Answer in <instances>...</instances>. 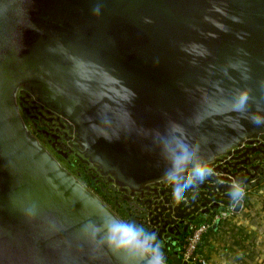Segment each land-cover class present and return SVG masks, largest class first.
<instances>
[{"label": "water", "instance_id": "95a60500", "mask_svg": "<svg viewBox=\"0 0 264 264\" xmlns=\"http://www.w3.org/2000/svg\"><path fill=\"white\" fill-rule=\"evenodd\" d=\"M30 80L48 87L103 173L130 195L146 190L129 206L162 248L230 205L234 182L264 181L258 146H241L264 139L250 120L264 117V0H0V264H124L104 244L120 219L19 116L16 91ZM241 90L243 113L231 110ZM173 137L212 169L179 203L165 176Z\"/></svg>", "mask_w": 264, "mask_h": 264}, {"label": "crops", "instance_id": "0c3cea01", "mask_svg": "<svg viewBox=\"0 0 264 264\" xmlns=\"http://www.w3.org/2000/svg\"><path fill=\"white\" fill-rule=\"evenodd\" d=\"M216 214L220 219L203 233L196 250L198 257L206 264H264V181L245 189L241 202L221 205ZM199 220L196 222H203ZM163 249L166 264H183L177 244L168 242Z\"/></svg>", "mask_w": 264, "mask_h": 264}, {"label": "clouds", "instance_id": "9594fccd", "mask_svg": "<svg viewBox=\"0 0 264 264\" xmlns=\"http://www.w3.org/2000/svg\"><path fill=\"white\" fill-rule=\"evenodd\" d=\"M98 11V9L94 10ZM249 103V93L247 90H241L235 96L232 102L231 110L243 113L247 110ZM251 122L256 125H264V117L253 115ZM176 125L174 130H179ZM176 144V150L171 153V168L165 173L166 179L172 185L173 198L179 203L184 199L182 193L193 187L195 181L203 183L211 174L212 169L205 162H194L195 151L190 150L189 146L177 137H173ZM198 150V145L196 146ZM165 150H169V145L165 144ZM191 165L190 173L182 177L180 174L188 172V166ZM230 195L233 202H241L245 195V190L238 182H234ZM112 216V215H110ZM98 231V229L96 230ZM96 232H93V239ZM156 240L155 233L148 234L143 228H138L127 221L118 220L115 217L107 225V231L104 237V244L113 252L114 255L122 258L124 264H129L130 257H136L140 260H147V264H165L164 253L157 244L153 246Z\"/></svg>", "mask_w": 264, "mask_h": 264}, {"label": "rangeland", "instance_id": "374dc122", "mask_svg": "<svg viewBox=\"0 0 264 264\" xmlns=\"http://www.w3.org/2000/svg\"><path fill=\"white\" fill-rule=\"evenodd\" d=\"M15 99H16L17 109L19 110L20 115L23 118L24 124L29 129V131L30 130L33 132L36 131L34 129L35 127H37L35 122H37L38 120L33 115L34 114L33 108L30 107V104H34V103L37 104V102L34 101L35 99L34 94L30 92V89L27 85H21L18 87L16 91ZM72 128L74 132H76L74 129L75 128L74 124H72ZM63 130L65 132L68 131L67 128H64ZM74 132L68 134L74 138L76 137ZM47 140H48L47 142L49 143L50 140L49 139ZM66 141L68 142L69 138L64 140V142ZM45 146L48 148V150H51L50 146L47 145L46 143ZM70 150L71 151L67 152L66 154V159L70 162V164H68L67 161L61 155H57L55 151L53 152L57 156V158L60 159V161L69 169V171L73 173L77 178H79L84 184H86L88 188L91 189L94 192V194H96L97 197L101 199L104 202V204L107 205L109 209H111L112 212L120 220L132 223L138 228H143L146 233L150 234L148 230L141 224L140 220L132 215L133 213L131 211L132 209L127 210L123 205L125 201L129 200L128 199L130 196L129 189H127L124 186L118 185L113 180V177L111 176L110 173H103L100 166L97 163L92 162L85 155V153L81 151V146L79 143L75 149L73 147H70ZM140 193H143V191L135 192L134 195H140ZM199 218L201 221L206 220L202 216H199ZM156 241L157 240L152 242L153 246L158 244L161 248V251L164 253L165 250L161 247V244H159L158 242L156 243ZM164 255L166 256L165 253ZM166 263H167V258L165 259V264Z\"/></svg>", "mask_w": 264, "mask_h": 264}, {"label": "flooded vegetation", "instance_id": "af4514ba", "mask_svg": "<svg viewBox=\"0 0 264 264\" xmlns=\"http://www.w3.org/2000/svg\"><path fill=\"white\" fill-rule=\"evenodd\" d=\"M39 6H41V5H39ZM35 10L40 11L41 8L36 7ZM21 85H27L29 87L30 92L34 94V97H35L34 101L37 102V104H35V103L30 104V107L33 108V112H34L33 115L38 120L37 122H35L37 127H35L34 129L36 131L33 132L30 130L31 135L36 139V141L41 146H43V148H45V150L49 153V155L57 163H59V165H61L71 176H73L77 181H79L95 197H97V195L94 194V192L91 189H89L86 184H84L79 178H77L73 173H71L69 171V169L60 161V159L57 158V156L53 152V151H55L57 153V155H61L67 161V163L70 164V162L66 159V154H67V152L71 151L70 147H73L75 149L79 143L78 135L76 132H74V130L72 128L73 123L70 122L63 115V113L60 110V107L56 103V100L53 97L49 96L48 87L45 84H43L40 80L26 81L24 83H21L19 86H21ZM25 108H28V107H25ZM17 111H18L19 116L21 117L18 109H17ZM22 120H23V118H22ZM64 128H67L68 131L65 132L63 130ZM74 129H76V127ZM73 132L76 135V137H74V138L68 134V133H73ZM68 138H69V141L64 142V140L68 139ZM47 139L50 140L49 143L47 142L48 141ZM62 140H63V142H62ZM246 141H252L253 143L249 145ZM45 143L50 146L51 150H48V148L45 146ZM24 144H25V142H24ZM251 146H256V147L258 146L259 150L253 152L252 156L261 155V157H262L261 163H263V164H257L258 162H255L253 165H256V164L258 165V167H257L258 171L261 168L264 169V139L260 138L259 136H257V137L249 136V137L245 138V142H243L242 147H251ZM63 149H65V150H63ZM250 157H251V155H250ZM259 175L264 176V171ZM250 181H254V180H250ZM145 191L146 190H144V193H145ZM144 193L142 195H141V193H140V195H130L129 199L132 198L131 200H134L136 197H140V196L143 198L149 197ZM99 200L102 201L101 199H99ZM129 202L130 201L127 200L123 203L125 209H127V210L132 209V207L129 206ZM131 211L133 212L132 215L139 219L138 215H140L142 212L138 211V210H134V209H132ZM139 220L142 223V219H139ZM180 239H179V241H177V243L180 242L179 247L181 246V243H182V240H180Z\"/></svg>", "mask_w": 264, "mask_h": 264}, {"label": "built area", "instance_id": "2783aa9c", "mask_svg": "<svg viewBox=\"0 0 264 264\" xmlns=\"http://www.w3.org/2000/svg\"><path fill=\"white\" fill-rule=\"evenodd\" d=\"M243 143H241V146ZM220 219L218 214L212 215L210 220L203 222L190 221L188 233L182 240L179 253L183 264H206L205 259L198 257L196 250L201 241L203 233L216 221Z\"/></svg>", "mask_w": 264, "mask_h": 264}, {"label": "trees", "instance_id": "16d2710c", "mask_svg": "<svg viewBox=\"0 0 264 264\" xmlns=\"http://www.w3.org/2000/svg\"><path fill=\"white\" fill-rule=\"evenodd\" d=\"M179 243L180 242L176 243L177 244V247H179V245H180ZM173 246H175V245H173ZM173 249L176 250V247H174Z\"/></svg>", "mask_w": 264, "mask_h": 264}]
</instances>
